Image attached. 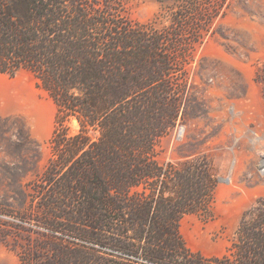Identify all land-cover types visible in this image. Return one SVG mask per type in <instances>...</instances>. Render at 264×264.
Here are the masks:
<instances>
[{"label":"trees","instance_id":"trees-1","mask_svg":"<svg viewBox=\"0 0 264 264\" xmlns=\"http://www.w3.org/2000/svg\"><path fill=\"white\" fill-rule=\"evenodd\" d=\"M123 10V0H0V73L30 71L57 105L52 156L30 196L54 246L46 264H264V199L227 254L187 247L180 222L209 216L217 187L202 155L159 160L181 114L188 27L182 16L159 31Z\"/></svg>","mask_w":264,"mask_h":264},{"label":"rangeland","instance_id":"rangeland-1","mask_svg":"<svg viewBox=\"0 0 264 264\" xmlns=\"http://www.w3.org/2000/svg\"><path fill=\"white\" fill-rule=\"evenodd\" d=\"M123 8L133 24L167 31L183 16L188 27L176 75L181 114L159 160H209L217 179L210 215H186L180 233L193 252L221 257L264 199V0H123ZM56 115L33 73H0V264H46L53 253L30 196L52 156Z\"/></svg>","mask_w":264,"mask_h":264}]
</instances>
